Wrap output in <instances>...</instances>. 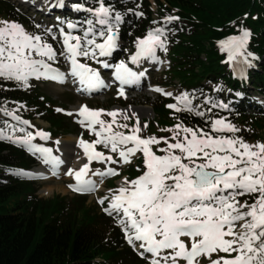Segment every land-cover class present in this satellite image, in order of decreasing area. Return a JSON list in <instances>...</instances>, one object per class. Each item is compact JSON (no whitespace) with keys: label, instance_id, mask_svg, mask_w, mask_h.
Listing matches in <instances>:
<instances>
[{"label":"snow or ice","instance_id":"1","mask_svg":"<svg viewBox=\"0 0 264 264\" xmlns=\"http://www.w3.org/2000/svg\"><path fill=\"white\" fill-rule=\"evenodd\" d=\"M45 3L49 9L64 7V0H45ZM71 7L88 15L83 20L57 17L56 32L44 27L42 32L32 33L16 21H0V82H4L0 88L9 90L6 82L10 81L18 88L28 89L32 79L62 83L65 74L53 64L58 55L65 54L71 62V75L87 90L104 87V81L98 70L82 63L78 57L96 60L104 68L113 67V76L121 85L118 92L121 96L124 85L135 83L145 75L134 71L124 60L109 64L99 59L111 57L120 47L121 12L105 0H93L90 6L77 2ZM139 8L137 3L134 9L126 11L141 17L144 13ZM179 19L172 15L164 17L166 24ZM166 31L164 27H157L149 29L144 37H137L136 51L129 57L131 63L139 65L141 59L158 60L157 49L167 52ZM250 35L248 29H242L240 35L220 42L222 50L228 51L229 61L251 64L249 57L254 54L246 51ZM58 37L64 49L59 53L48 39L56 41ZM238 71L244 75L243 67ZM155 90L165 96L173 95L158 87ZM196 100L200 102L194 103ZM175 101L167 107L202 118L204 126H188L177 117L178 122L166 130L169 136H143L140 133L147 128V123L141 125L134 112L129 115L120 109H89L86 105L76 109L77 122L96 139L91 142L79 139L87 162L79 169H67L65 174L75 179L68 187L80 193L91 192L97 186L87 178L93 160L106 165L126 164L140 154L142 165H137L140 174L133 179L125 176L117 189H109L110 196L98 200L102 205L107 200L108 206L103 211L114 216L125 240L140 257L148 264H264V142L248 143L236 135L239 128L214 111H230L229 103L203 93L197 97L188 92L176 96ZM56 111L65 110L57 108ZM105 111L112 117L111 121L101 119ZM0 112L30 125V121L21 120L10 110L6 102ZM118 112L124 121L136 117L133 125H117L128 132L113 130ZM67 114L71 116L73 112ZM9 127L15 132L14 126ZM19 131L25 135L8 136L0 128V138L11 139L27 146L31 152L40 153L56 176L58 166L64 161L53 155L52 148L32 143L36 136L48 140L50 134L43 130L28 132L25 128ZM97 144H103L109 154L97 151ZM17 174L42 176V173L22 171ZM91 174L118 175L119 169L109 166L103 172Z\"/></svg>","mask_w":264,"mask_h":264},{"label":"trees","instance_id":"2","mask_svg":"<svg viewBox=\"0 0 264 264\" xmlns=\"http://www.w3.org/2000/svg\"><path fill=\"white\" fill-rule=\"evenodd\" d=\"M155 2L156 17L153 18L149 0H105L106 4L113 5L123 14L118 31L125 45L134 46L137 37L157 25L153 21L164 20L167 15L179 16V28L175 21L166 27L167 52L161 49L160 53L170 59V64L158 82L172 84L177 80L184 92L197 97L201 93L217 101L223 97L224 102L229 103L230 111H214L239 128L236 135L248 143L264 142V113L253 114L236 109L234 95L240 87L231 76L230 66L223 63L226 49L222 50L220 43L232 35L241 34L242 29H248L251 33L248 51L254 54L252 58L264 57V0ZM137 3L140 4L138 10L144 13L141 17L126 11L134 9ZM2 20L16 21L32 33L42 32L4 0H0ZM261 68V72L253 71L248 75L264 92V59ZM6 83L9 90L0 88V107H4L6 102L9 109L15 110L16 105L21 104L25 117L45 119L54 135L69 131L65 117L56 112L59 107L56 101L43 94L36 82L31 81L32 86L28 89L18 88L10 81ZM218 87L222 90L218 91ZM168 102L176 103L175 97L159 96L152 104L155 118L159 117L169 127L178 122L177 117L188 126H204L202 118L187 112H175L167 107ZM106 117L108 115L104 113L102 118ZM131 122V119L118 120L119 124L131 125ZM14 127L15 132L12 127L0 123V128L7 134L20 133V128ZM142 135L146 136L147 131ZM33 163L34 160L23 150L0 138V204L11 196H17L15 205L0 213V264H148L124 244L117 224L95 207L86 205L85 197L68 199L54 195L49 199H39L35 195L34 182L14 174L15 171L29 169ZM128 171L130 176L137 174L132 166ZM38 234L40 239L33 244Z\"/></svg>","mask_w":264,"mask_h":264},{"label":"rangeland","instance_id":"3","mask_svg":"<svg viewBox=\"0 0 264 264\" xmlns=\"http://www.w3.org/2000/svg\"><path fill=\"white\" fill-rule=\"evenodd\" d=\"M10 1H14V3L17 0H10ZM37 1H43V0H37ZM22 7V9L24 11H27V4H21L20 5ZM29 16L31 18H36L41 19V23L47 27V22L49 21V19L46 18H39V14H35V12L33 11H29ZM143 61L140 62V64ZM158 74L157 73H150V79L152 81V85L154 83H156V76ZM162 86V85H161ZM160 89H163L164 91H168V92H177V87H173V86H169V87H158ZM40 90L42 91V93H45L46 95H48L49 97H51L52 99H54L56 101L57 104H60L62 106H64V112L63 114L66 115V117L68 118V126L70 129L71 134H64L61 137H59L56 141H59V144L56 143V141L54 140V138H50L48 140H45L47 143H49L52 147V149L56 152H64L63 155V159H65V162L70 165V164H74V161L77 158H80L82 155V149L79 146V143L77 142V137L80 136V133H83L82 129L80 128L78 122H77V118L74 115V111L76 106H79L80 104H84L89 108V109H99L100 107H107V108H111V102L109 103V99L111 98L110 94H113V92L109 93V94H103L101 96H96L93 97L92 99L89 100H84L82 98H80L79 96H75L72 92L69 91V89L67 87H63V86H59V85H54V84H50V83H40ZM150 90H147L146 87L140 89V90H134L132 91L131 95H129V97L131 99H127V101H131L133 102V104L130 105H134V106H145L147 108L150 107L149 104H151V102L153 100H155V96L153 94H148ZM151 92V91H150ZM153 93V92H152ZM179 95V92H177ZM113 97V96H112ZM115 97V96H114ZM149 98V99H147ZM149 103V104H147ZM134 112H137L138 114H141V116L143 118H147V117H151L153 114L150 113V110H146V111H137L134 110L133 108L131 109ZM130 110V111H131ZM129 111V110H127ZM68 112H73V115L69 116L67 113ZM148 113V114H147ZM145 114V115H144ZM34 125L36 127H38L39 130H44L46 128H48V123L46 121L43 120H36L33 121ZM150 133L151 135H156L158 137L160 136H169L170 133H168L166 130L169 127V125H167L164 121L159 120V117H156L154 119V117L151 119L150 121ZM71 137H73L74 139H72ZM71 138V140H70ZM76 139V140H75ZM66 140H69L68 142H66ZM65 146H68V150L70 151L69 153L65 152ZM140 155V154H139ZM138 165H142V157L137 161ZM68 165H66L68 167ZM115 166H113V168H117L118 164H114ZM112 167V166H111ZM34 170L31 171L32 173H34V171L38 168H33ZM27 176V175H26ZM93 176V175H91ZM30 177V176H28ZM38 178L41 176L38 175H32L30 178ZM103 178H105V176H99L98 178H95V180L98 182L97 185L100 186L99 190L95 192L94 195H90L87 199L86 202L88 205H96L98 208V211H100V207L97 204V199L100 197H108L110 196L109 194V188L106 185H112L113 183H111L110 181L106 182V185H101V182L103 180ZM90 179H92L94 181V179L91 177ZM121 179V178H120ZM70 181L67 178H58V179H48L45 181H37L35 182L36 184V194L38 195V197H40L41 199H48L51 198L53 195H61V196H66L67 198H70L72 195L67 191L66 189V184L69 183ZM116 183L119 184L118 180L115 181ZM17 200V196H11L9 197V199L0 204V213H5L7 210H10L16 203ZM40 239V234H38L33 242V244H35L36 242H38Z\"/></svg>","mask_w":264,"mask_h":264},{"label":"bare ground","instance_id":"4","mask_svg":"<svg viewBox=\"0 0 264 264\" xmlns=\"http://www.w3.org/2000/svg\"><path fill=\"white\" fill-rule=\"evenodd\" d=\"M131 109H132V108H127L126 111H127V110L130 111ZM133 109H134V110H137V111H140V112H141V111L150 110V109H148L147 107H143V106L136 107V108H133ZM123 111H124V110H123ZM71 138L74 139L73 137H71ZM71 138H70V140H71ZM68 141H69V140H66V142H68ZM64 147H65V148H64V149H65V152H66V153H69L70 151L67 149L68 146H65V145H64ZM79 161H80V158L77 159V162H79ZM57 171H58V169H57ZM88 178L90 179L91 177H88Z\"/></svg>","mask_w":264,"mask_h":264}]
</instances>
